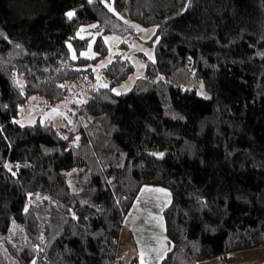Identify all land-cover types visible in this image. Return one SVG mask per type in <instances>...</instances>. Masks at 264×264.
Returning <instances> with one entry per match:
<instances>
[{"label": "trees", "instance_id": "1", "mask_svg": "<svg viewBox=\"0 0 264 264\" xmlns=\"http://www.w3.org/2000/svg\"><path fill=\"white\" fill-rule=\"evenodd\" d=\"M108 3L120 15L103 0H0V264H122L125 218L147 184L172 193L158 264L264 247V0ZM135 22L154 30L155 59L112 92L134 63L123 39L98 70L105 36L137 34ZM83 85L71 123L20 119L33 95L53 107Z\"/></svg>", "mask_w": 264, "mask_h": 264}, {"label": "rangeland", "instance_id": "2", "mask_svg": "<svg viewBox=\"0 0 264 264\" xmlns=\"http://www.w3.org/2000/svg\"><path fill=\"white\" fill-rule=\"evenodd\" d=\"M133 25L135 30L139 31L137 34L121 35L119 33L112 32L105 36V38L107 37L106 41L110 46V52L98 63L97 66L98 70H102V67L106 66L113 59L114 53L118 51V45L120 41L125 39L129 42L130 46L128 55L134 63V70L125 81L115 86L118 88L117 92L129 90L134 85L136 79L145 72L146 65L144 58L150 57L149 53H151V56H154V49L150 44V38L153 36L154 30L151 27L146 28L142 24L136 22ZM137 25L140 27L137 28ZM85 52H87L88 55L93 53L92 50L89 49ZM97 79H99L104 84H107L108 82L107 79H102L101 74L98 75ZM85 86L86 85H83L81 88L75 90L74 95H72L68 100L62 101L53 107H47L40 97L33 95L27 103L22 105L20 119L22 121H33L37 119L50 120L56 124H67L69 119H72V116L69 113V110L72 108L71 102L74 101L73 99L82 100L85 98ZM52 108H57L58 111L52 112ZM64 113L67 115H64ZM167 189L169 190L170 195H172L171 190L169 188ZM9 259L13 264H19L18 261L11 255H9ZM200 264H219V260L217 258H211L201 262ZM226 264H264V247L233 251L229 255V259Z\"/></svg>", "mask_w": 264, "mask_h": 264}, {"label": "crops", "instance_id": "3", "mask_svg": "<svg viewBox=\"0 0 264 264\" xmlns=\"http://www.w3.org/2000/svg\"><path fill=\"white\" fill-rule=\"evenodd\" d=\"M147 185L150 187L144 185L141 188L125 218L119 245L122 264H129L134 255L138 256L141 264V251L144 253L143 264H158L160 256L164 257L171 248L163 212L171 202L172 195L164 186Z\"/></svg>", "mask_w": 264, "mask_h": 264}, {"label": "snow or ice", "instance_id": "4", "mask_svg": "<svg viewBox=\"0 0 264 264\" xmlns=\"http://www.w3.org/2000/svg\"><path fill=\"white\" fill-rule=\"evenodd\" d=\"M89 2H91V0H89ZM103 2H104V3L110 8L111 11L116 12V9L112 6V4L108 3V0H103ZM190 3H191V0H186V5H187V4H190ZM186 5H185V7H182V8L180 9V11H184V10H186ZM73 14H74V10H70L69 12L66 13V15H67L69 18H70ZM116 14H117V15H120L119 12H116ZM122 18H123V17H122ZM91 27H95V25H91ZM136 27L139 28L140 26L137 25ZM154 27H159V25H154ZM105 39H107V37H106ZM17 47H21V46H20V45H17ZM69 47H71V45H69ZM81 54L84 55V56H87V55H88L87 52H82ZM260 54H261V55H264V53H260ZM149 56H150L151 59H153V60L155 59L154 56H151V53H149ZM74 58H75V57H74ZM84 66L86 67L87 65H84ZM160 78H161L160 76L157 77V79H160ZM61 86H63V85H61ZM104 87H108V85L105 84ZM125 90H127V89H125ZM21 91H23V88H22V87H21ZM111 91H112V92H117V91H118V88H117V87H112V88H111ZM200 94H201V95H206V93H204V92H201ZM79 102H80V103H86V101H84V100H80ZM5 107H7V105H5ZM20 107H22V105H21ZM51 111H52V112H56V111H58V109H57V108H52ZM64 115H67V114L64 113ZM13 120H14L15 122H18V121H16V118H15V117H13ZM31 122L34 123L35 121L33 120V121H31ZM68 123H71V120H70V119H69ZM0 131H3V125H0ZM64 139L67 140V139H68V136L65 135V136H64ZM76 139L78 140L79 137L77 136ZM72 143H75V141H73ZM154 155L162 157V156L164 155V153H163V152H156V153H154ZM4 167H6L10 172L13 171V167H12V164H11V163L6 162V163L4 164ZM16 168H17V169L19 168V164H18V163L16 164ZM15 174H16V173L13 172V175H15ZM69 183H71V182L69 181ZM145 187H150V186L145 185ZM73 190L76 191V189H73ZM160 190H161V191H164V192H167V191H168L167 189H160ZM28 195L31 196L32 194L29 193ZM202 199H203V198H202ZM24 211H27V208H25ZM70 215L73 216V217H75V218H77V219H79V217L77 216V214H76L75 211H71V212H70ZM165 239H167V238H165ZM34 247L39 248L40 246L37 244V245H35ZM140 258H141V264H143V260H144V253H143V251H141V253H140ZM160 259H163V255L160 256ZM32 264H35V260L32 261Z\"/></svg>", "mask_w": 264, "mask_h": 264}]
</instances>
